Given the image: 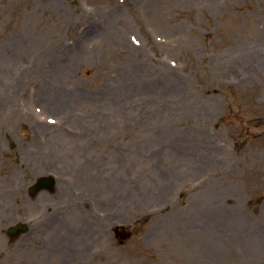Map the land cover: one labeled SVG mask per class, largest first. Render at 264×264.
I'll list each match as a JSON object with an SVG mask.
<instances>
[{
	"label": "rangeland",
	"instance_id": "374dc122",
	"mask_svg": "<svg viewBox=\"0 0 264 264\" xmlns=\"http://www.w3.org/2000/svg\"><path fill=\"white\" fill-rule=\"evenodd\" d=\"M0 264H264V0H0Z\"/></svg>",
	"mask_w": 264,
	"mask_h": 264
},
{
	"label": "water",
	"instance_id": "95a60500",
	"mask_svg": "<svg viewBox=\"0 0 264 264\" xmlns=\"http://www.w3.org/2000/svg\"><path fill=\"white\" fill-rule=\"evenodd\" d=\"M54 179L51 176H47V177H41L38 178L37 181L35 182V184L33 186H31L28 190V193L30 196H35L37 193L46 190V191H50V193L54 192ZM28 230V228L21 223H18L12 227H10L7 230V235L14 240L15 238H17L18 236H20V234H24L26 233V231ZM129 237V234L127 235H120L121 239H126Z\"/></svg>",
	"mask_w": 264,
	"mask_h": 264
},
{
	"label": "bare ground",
	"instance_id": "6f19581e",
	"mask_svg": "<svg viewBox=\"0 0 264 264\" xmlns=\"http://www.w3.org/2000/svg\"><path fill=\"white\" fill-rule=\"evenodd\" d=\"M65 241H70V240H65ZM57 243V247L59 248L58 249V251H60L59 253H62L63 252V248H64V243H63V241L62 240H59L58 242H56ZM70 246L68 245V252L71 254L70 256H71V258H72V260H71V262L73 261V259H74V257H75V254H74V252L73 253H71V251H70V248H69ZM62 255V254H61Z\"/></svg>",
	"mask_w": 264,
	"mask_h": 264
},
{
	"label": "trees",
	"instance_id": "16d2710c",
	"mask_svg": "<svg viewBox=\"0 0 264 264\" xmlns=\"http://www.w3.org/2000/svg\"><path fill=\"white\" fill-rule=\"evenodd\" d=\"M235 144H238L235 147L236 149H238L239 148V143H237V141H235ZM258 204H259V201L258 200H251L249 202L248 206H249L250 210H254L255 211L258 208Z\"/></svg>",
	"mask_w": 264,
	"mask_h": 264
}]
</instances>
